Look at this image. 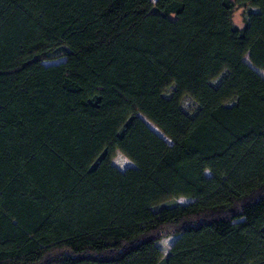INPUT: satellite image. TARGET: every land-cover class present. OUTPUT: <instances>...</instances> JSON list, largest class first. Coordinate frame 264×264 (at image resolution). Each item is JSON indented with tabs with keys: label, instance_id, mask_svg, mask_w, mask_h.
Returning a JSON list of instances; mask_svg holds the SVG:
<instances>
[{
	"label": "trees",
	"instance_id": "1",
	"mask_svg": "<svg viewBox=\"0 0 264 264\" xmlns=\"http://www.w3.org/2000/svg\"><path fill=\"white\" fill-rule=\"evenodd\" d=\"M0 264H264V0H0Z\"/></svg>",
	"mask_w": 264,
	"mask_h": 264
},
{
	"label": "rangeland",
	"instance_id": "2",
	"mask_svg": "<svg viewBox=\"0 0 264 264\" xmlns=\"http://www.w3.org/2000/svg\"><path fill=\"white\" fill-rule=\"evenodd\" d=\"M156 0H151V2H155ZM256 12L257 10L254 8H246V9H237L234 14H233V24L241 29L243 27V19L244 16L247 12ZM59 60H53V61H49L46 62V64H50V63H57ZM182 107L185 110H193L194 109V104L190 101V100H184L182 102ZM208 174V173H206ZM191 200L190 199H184V198H178V199H174V200H170L165 202L162 206H176V205H186L188 203H190Z\"/></svg>",
	"mask_w": 264,
	"mask_h": 264
}]
</instances>
